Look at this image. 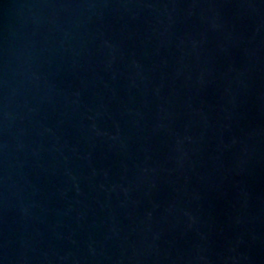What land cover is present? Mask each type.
<instances>
[{"label": "water", "instance_id": "1", "mask_svg": "<svg viewBox=\"0 0 264 264\" xmlns=\"http://www.w3.org/2000/svg\"><path fill=\"white\" fill-rule=\"evenodd\" d=\"M0 264H264V0H0Z\"/></svg>", "mask_w": 264, "mask_h": 264}]
</instances>
